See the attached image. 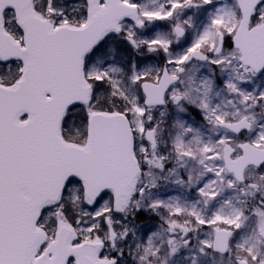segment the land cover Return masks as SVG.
Listing matches in <instances>:
<instances>
[{"label": "snow or ice", "instance_id": "obj_1", "mask_svg": "<svg viewBox=\"0 0 264 264\" xmlns=\"http://www.w3.org/2000/svg\"><path fill=\"white\" fill-rule=\"evenodd\" d=\"M257 81L264 0H0V264H264Z\"/></svg>", "mask_w": 264, "mask_h": 264}, {"label": "rangeland", "instance_id": "obj_2", "mask_svg": "<svg viewBox=\"0 0 264 264\" xmlns=\"http://www.w3.org/2000/svg\"><path fill=\"white\" fill-rule=\"evenodd\" d=\"M150 63H157L155 60H151L149 61ZM258 85L260 86H264V82L261 81H257ZM161 184H163V181H161ZM159 195L163 196V197H171V196H179L182 199L185 200H193L195 199V195L194 193H190L185 189H180L178 187H176L173 184H167L161 187V189L159 190ZM155 225H153L154 227ZM191 253L185 252L180 256H177L173 262V264H191ZM189 257V259H185V257ZM201 264H213V261L211 259H207V260H202ZM216 264H220V261L217 260ZM226 264V262H225Z\"/></svg>", "mask_w": 264, "mask_h": 264}, {"label": "flooded vegetation", "instance_id": "obj_3", "mask_svg": "<svg viewBox=\"0 0 264 264\" xmlns=\"http://www.w3.org/2000/svg\"><path fill=\"white\" fill-rule=\"evenodd\" d=\"M158 63V60H155Z\"/></svg>", "mask_w": 264, "mask_h": 264}]
</instances>
